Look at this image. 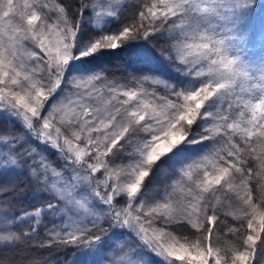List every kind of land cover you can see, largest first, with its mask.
I'll list each match as a JSON object with an SVG mask.
<instances>
[{"label": "snow or ice", "instance_id": "snow-or-ice-1", "mask_svg": "<svg viewBox=\"0 0 264 264\" xmlns=\"http://www.w3.org/2000/svg\"><path fill=\"white\" fill-rule=\"evenodd\" d=\"M68 251L264 264V0H0V264Z\"/></svg>", "mask_w": 264, "mask_h": 264}, {"label": "trees", "instance_id": "trees-1", "mask_svg": "<svg viewBox=\"0 0 264 264\" xmlns=\"http://www.w3.org/2000/svg\"><path fill=\"white\" fill-rule=\"evenodd\" d=\"M126 54L123 51L117 50L115 53H110L104 57V61H109L111 65H117L124 61ZM78 255L74 254L73 251H68L66 254H61L60 260L63 264H72L74 260H78Z\"/></svg>", "mask_w": 264, "mask_h": 264}, {"label": "rangeland", "instance_id": "rangeland-1", "mask_svg": "<svg viewBox=\"0 0 264 264\" xmlns=\"http://www.w3.org/2000/svg\"><path fill=\"white\" fill-rule=\"evenodd\" d=\"M126 54V57L124 59V61L118 63L117 65H111L109 61H104V63H106L108 66H110L111 68H116V67H119L121 65H125L129 62L130 60V53H127V52H124Z\"/></svg>", "mask_w": 264, "mask_h": 264}]
</instances>
